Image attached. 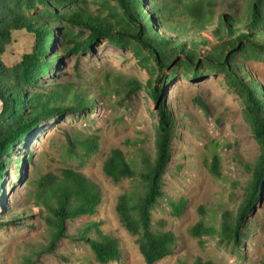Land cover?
<instances>
[{"label": "trees", "instance_id": "1", "mask_svg": "<svg viewBox=\"0 0 264 264\" xmlns=\"http://www.w3.org/2000/svg\"><path fill=\"white\" fill-rule=\"evenodd\" d=\"M77 1L0 0V189L10 161L8 157L35 132L42 120L56 114L91 112L96 106L93 95L71 84L48 85L44 92L31 89L50 75L51 67L59 62L62 53L88 51L100 39H106L116 48L132 50L149 74L148 87L158 105L160 121L155 133L154 157L138 147L134 157L128 159L120 149L113 148L102 165L103 174L113 183L130 182L118 195L115 211L121 226L135 238L144 263L161 261L177 246L173 232L162 230V225L154 228L152 212L164 197L163 179L175 138V120L166 104L163 86L168 81L166 72L175 76L180 68L197 78L204 69L225 72L243 99L245 119L261 148L259 158L249 168L252 179L236 216L223 209L218 228L201 219L189 230L199 243L203 237H217L219 242L239 248L247 220L260 203L264 188V89L237 61L239 57L264 61V0H242L241 9L231 3L229 12L220 14L216 13L215 0H102L108 18L90 14L77 6ZM175 17L180 20L174 22ZM62 20L71 27L86 29L88 36L80 39L70 28H60L58 22ZM161 29L176 36L170 37ZM208 30L213 44L201 35ZM20 31L31 35L34 44L16 65L6 67L2 56L12 34ZM53 47L59 48L58 54H49ZM140 87L132 78L124 82L115 79L113 84L106 81V90L98 97L123 92L128 98ZM98 140L96 135L67 137V150L78 158H88L98 150ZM28 160L31 162L32 158ZM216 160L215 157L209 171L219 177ZM47 178L33 196L34 205L41 208L47 238L38 256L53 253L60 240L70 238L87 243L98 264L118 261L121 257L118 242L102 233L99 222L85 225L74 238L66 233L67 221L96 214L102 202L100 187L84 174L70 169ZM185 205L183 200L170 202L172 215L180 216ZM22 264H32L31 256L25 257ZM178 264L214 263L197 258Z\"/></svg>", "mask_w": 264, "mask_h": 264}, {"label": "rangeland", "instance_id": "2", "mask_svg": "<svg viewBox=\"0 0 264 264\" xmlns=\"http://www.w3.org/2000/svg\"><path fill=\"white\" fill-rule=\"evenodd\" d=\"M215 2L217 14L229 12L231 3L242 8V0ZM101 3L102 0H79L77 6L92 15L108 18V11ZM179 20L175 17L174 22ZM58 25L62 29L70 28L80 39L89 34L86 29L71 27L63 20ZM160 31L170 37L176 36L164 29ZM201 35L214 43L209 30ZM33 44V37L25 31L14 32L2 56L3 64L6 67L16 65ZM53 53L58 54L59 48L53 47L49 54ZM237 62L264 89V61L239 57ZM50 72L31 90L44 92L45 86L67 83L93 95L96 106L91 112L56 114L42 120L35 132L8 157L10 161L0 189V264H22L28 256L32 264H98L87 243L70 238L60 240L53 253L37 254L47 244V238L40 217L41 208L34 205L33 196L41 184L49 180L48 175L57 176L63 169L84 174L102 192L96 214L67 221L66 233L74 238L85 225L99 222L102 233L116 239L121 251L120 259L108 264H145L135 238L121 226L115 211L118 195L130 186V182L113 183L103 174L102 165L113 148L120 149L128 159L134 157L138 147L145 148L154 157L160 118L158 105L148 87L149 74L131 49L116 48L106 39H100L88 51L62 53ZM166 75L168 81L163 90L175 120V138L163 179L164 197L152 214L154 228L162 225V230L173 232L177 246L170 256L155 264L193 262L197 258L214 264H264V188L260 203L247 220L245 237L239 248L232 243H221L217 237H203V242L199 243L189 233L201 219L218 228L221 211L228 209L236 216L243 203L252 179L249 168L261 153L245 119L243 99L223 71L204 69L203 75L197 78L180 68L175 76L168 72ZM130 78L141 85L130 97H125L123 92L98 97L106 90V81L113 84L115 79L124 82ZM88 135L99 137L98 150L88 158L69 154L67 137ZM215 157L219 177L209 171ZM179 200L186 205L182 214L175 217L170 202ZM93 235L91 231L90 236Z\"/></svg>", "mask_w": 264, "mask_h": 264}]
</instances>
